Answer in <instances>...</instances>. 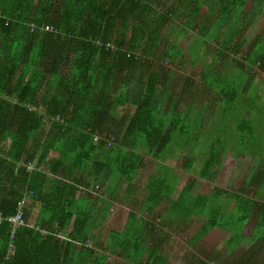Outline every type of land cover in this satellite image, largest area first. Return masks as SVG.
I'll return each instance as SVG.
<instances>
[{"label":"trees","instance_id":"16d2710c","mask_svg":"<svg viewBox=\"0 0 264 264\" xmlns=\"http://www.w3.org/2000/svg\"><path fill=\"white\" fill-rule=\"evenodd\" d=\"M160 4L0 0V264H166L158 252L165 225L184 230L185 221L198 215L205 220L186 239L188 264H264V173L255 167L260 157L246 176L259 190L239 186L224 210L213 193L192 195V178L174 197L176 179L164 163L182 151L184 168H192V129L207 131L195 115L206 95L214 110L243 111L237 141L247 143L244 151L252 155L264 154V146L253 142L260 132L254 124L264 121V104L257 101L264 87V22L259 31L252 25L263 15L264 0H252L249 10L246 0H174L164 10ZM174 19L179 32L164 31ZM187 28L199 43L189 47V65L177 45ZM247 31L253 35L244 46ZM204 45L215 52L195 78L168 66L191 68ZM46 120L56 129L48 142L41 130ZM214 141L220 139L199 155L201 178L226 151ZM142 150L155 162L140 188ZM139 190L143 194L135 198ZM126 199L131 203L123 230L101 237L106 215ZM16 215L22 222L13 231L7 219ZM214 227L231 235L222 249L206 250L201 240ZM89 228L95 234L88 236ZM140 252L147 253L143 263Z\"/></svg>","mask_w":264,"mask_h":264},{"label":"rangeland","instance_id":"374dc122","mask_svg":"<svg viewBox=\"0 0 264 264\" xmlns=\"http://www.w3.org/2000/svg\"><path fill=\"white\" fill-rule=\"evenodd\" d=\"M173 1L174 0H160V2L163 3L160 4L162 10L165 9V6L168 7ZM246 4L249 7L251 5L250 0H246ZM173 18H175V16ZM261 22L262 21H255L252 23V25H256L257 31L261 29L260 26ZM179 26H181L180 21L174 19L165 22V24L162 26V29L164 31H167L170 28L174 27V29L177 30V32H179V30L181 29V27ZM178 35L179 37L177 38V45L180 48V50L184 51L185 64L189 65L188 61L191 59L189 53V47L191 45H193V47L195 48L198 47V45L193 44L195 42V37L197 36L196 31L187 28L184 33ZM246 35L248 36V38L246 39L244 46H247V44L251 42L250 38L252 37L253 33H249L247 31ZM207 42L209 43V41ZM195 43L199 44L198 42ZM214 52L215 50L213 46L208 47L204 45L201 48L199 47L198 58L196 59L194 64H192L191 68H188L186 65L180 66L177 63H173L168 66L172 70L182 69L184 70L185 75L193 76L195 78L203 61L207 66L210 64V62L213 59ZM219 64L220 63L217 62L215 63V66L219 67ZM260 78L262 80L261 82H264L263 79L264 75H261ZM43 94L44 97L47 95L45 92ZM257 98H258L257 101L260 104H264V87L263 89H260V91H258ZM211 100L212 98L209 95L208 96L206 95V99L201 101L199 107L197 108V110L199 111L195 113V115H197L198 113L199 114L198 116H201V118L204 119L205 122L204 126L207 128V131L206 133L203 132L201 133L196 128L192 129L191 137L194 141H196V145L192 147V154L195 157V162L193 163L192 168L191 169L184 168L183 157L185 153L182 151H178L176 155H174V157L171 158V160H165L164 163H167V165L171 167L170 177L176 179L174 197L177 196L184 183L188 181L190 178H192L194 179L192 195H196L197 193H203V194L213 193L215 196H218L217 202L221 204L222 206L221 210H224L229 201L228 200L229 193L236 191L239 186L249 187L251 191L253 190L255 193L257 192V190H259V185L257 184V181L248 182L246 180V176L250 172L256 157H260L259 159L260 161L257 163V166L255 167L257 169L261 168L262 173H264V154L252 155L248 153L249 151H244L247 147V143H241L240 141H237L238 134L236 132L237 131L236 122L241 120L240 116L243 114V111H241L239 108L235 106H231L230 108L233 109L232 110L229 109L230 111L227 110V112L228 111L229 112L225 114L224 105H219L217 109L214 110V107L210 104ZM39 110L40 111L44 110L43 113L46 112V110L42 109L41 107L39 108ZM132 111L133 108L131 107L127 112L132 113ZM254 128L260 130V132L256 131L255 133H253V135H255V140L253 142L257 144L258 148H261L262 146H264V121H261L257 125L254 124ZM41 130L45 134L44 136L45 142L51 140L56 131V129L52 126V121L50 120H46L43 123V125L41 126ZM250 136L251 135H248L246 137L247 140L250 138ZM206 137L207 140H205ZM216 139H220V142L214 141L216 148L226 151H224L223 156L217 158V163H215V168L213 172L209 174V177L201 178L198 175V171L201 168V164H202L199 155H201L202 153L204 154L211 140H216ZM39 151L40 148L37 147L35 149V154L38 155ZM141 154L143 155L144 158V162H143L144 165L137 175V183L140 188L143 187L155 162V158L150 157L148 155L147 150H142ZM142 194L143 191L139 190L135 198H138L139 195L141 197ZM130 203L131 202L128 201V199H126V201H121L120 203L118 202L112 206L113 208L109 212V216L107 218L105 225L101 228V231L98 233L101 237H104L107 234L108 230L110 229H114L118 231L123 230L129 212ZM147 217L151 218V216L149 215H147ZM204 220L205 217L199 215L195 216L194 218H191L190 220H186L185 223L186 225H188V227L184 230L171 229L170 227L173 226L172 223L165 225L166 228L163 230L164 236L162 237L164 240L161 243L158 252L166 259V264H179L180 261H183L184 264H188L187 259L189 257V252L192 251V248L187 247L186 239L195 232V230L203 223ZM163 221L164 220L162 219L159 221V223H163ZM172 221L175 222V219H172ZM251 221L252 220H249L244 228V233L246 235H248L251 232V226L253 224V222L251 223ZM185 223H182V225H185ZM95 232L96 230L89 228L88 236L95 234ZM62 234L65 237L68 236V232L66 230ZM230 235L231 233L228 232L226 229L221 227H214L210 229L209 232L201 240V245L206 250H212V251L220 250L224 247V244L226 243ZM247 238L249 237L247 236ZM88 244L90 245L91 243L88 242ZM142 244L147 245L148 242L147 243L142 242ZM242 246L248 247L249 242L245 239L244 242L242 243ZM104 251H106L105 254L108 256L109 255L108 250H104ZM263 253H264V249H263ZM146 256L147 253H142V252L139 253L138 258L141 263L144 262ZM129 264H139V263H137L136 260L131 259L129 261Z\"/></svg>","mask_w":264,"mask_h":264},{"label":"built area","instance_id":"2783aa9c","mask_svg":"<svg viewBox=\"0 0 264 264\" xmlns=\"http://www.w3.org/2000/svg\"><path fill=\"white\" fill-rule=\"evenodd\" d=\"M46 30H48V27H45ZM10 224H11V228L14 231V229L22 222L21 218L19 215L13 216V217H9L7 219Z\"/></svg>","mask_w":264,"mask_h":264},{"label":"crops","instance_id":"0c3cea01","mask_svg":"<svg viewBox=\"0 0 264 264\" xmlns=\"http://www.w3.org/2000/svg\"><path fill=\"white\" fill-rule=\"evenodd\" d=\"M247 4H248V1H247ZM246 4V8H248V10H249V8H250V6L248 7V5ZM250 4H252L251 3V0H250ZM256 21H262V22H264V12H263V15L262 16H260V18L258 19V20H256ZM261 22V23H262ZM178 65H180V66H183V63H180V64H178ZM118 203V202H117ZM114 204H116V202L114 203ZM143 215H145V214H143ZM109 216V215H108ZM138 216H139V214H138ZM107 215H106V218H105V221H104V225H105V223H106V221H107Z\"/></svg>","mask_w":264,"mask_h":264}]
</instances>
